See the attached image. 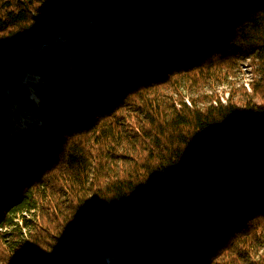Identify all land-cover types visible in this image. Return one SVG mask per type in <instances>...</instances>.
<instances>
[{"label": "trees", "instance_id": "trees-1", "mask_svg": "<svg viewBox=\"0 0 264 264\" xmlns=\"http://www.w3.org/2000/svg\"><path fill=\"white\" fill-rule=\"evenodd\" d=\"M0 140V264H264V0H0Z\"/></svg>", "mask_w": 264, "mask_h": 264}, {"label": "rangeland", "instance_id": "rangeland-1", "mask_svg": "<svg viewBox=\"0 0 264 264\" xmlns=\"http://www.w3.org/2000/svg\"><path fill=\"white\" fill-rule=\"evenodd\" d=\"M58 39H61L62 41L64 38L59 37ZM250 67L246 66L245 64L242 65L241 69L238 70L236 75L229 76V80L234 81L236 85H243L246 90H250V81L252 80L253 73L250 71ZM21 83L23 84L24 88H26L28 95L31 96L35 101L37 102L39 100V94L38 92H41L40 87V79L37 75H34L28 71H25V74L21 80ZM225 85H220L216 88V94L220 97V99L224 100L227 96V92H225ZM260 92L257 93V100L261 104L263 100L261 99ZM43 95V94H41ZM4 109V106H3ZM17 107L15 103L10 102V104L7 106L6 113L12 119V114L14 111H16ZM24 113V112H22ZM23 115L21 118V122L16 126V132L12 133L13 136L16 137V134H23L21 135L26 136L27 135V128L37 120L35 116L27 115V113L21 114ZM40 123L38 122V124ZM25 128V129H24ZM20 138V137H19ZM6 144V141L0 140V149L3 145Z\"/></svg>", "mask_w": 264, "mask_h": 264}]
</instances>
